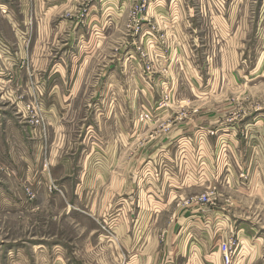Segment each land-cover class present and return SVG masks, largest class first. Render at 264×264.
<instances>
[{
    "label": "rangeland",
    "instance_id": "1",
    "mask_svg": "<svg viewBox=\"0 0 264 264\" xmlns=\"http://www.w3.org/2000/svg\"><path fill=\"white\" fill-rule=\"evenodd\" d=\"M125 159L141 207L208 194L264 264V0H0V264L110 254Z\"/></svg>",
    "mask_w": 264,
    "mask_h": 264
},
{
    "label": "crops",
    "instance_id": "2",
    "mask_svg": "<svg viewBox=\"0 0 264 264\" xmlns=\"http://www.w3.org/2000/svg\"><path fill=\"white\" fill-rule=\"evenodd\" d=\"M120 168L118 175L109 171L104 176L105 188L109 190L91 197L90 214L100 217L115 207L123 216L128 215L131 224L121 221L115 231L116 241H105V245L103 239L91 242L93 247L111 248V251L110 254L96 252L95 256H88L85 264H223L219 244L224 240V220L221 223L217 216L223 217L225 209L211 207L197 196L182 194L176 204H170L176 198L171 192L166 211L145 210L136 202L138 193L128 191L126 159L120 161ZM152 215L146 222V217ZM166 216L167 224L162 223Z\"/></svg>",
    "mask_w": 264,
    "mask_h": 264
},
{
    "label": "built area",
    "instance_id": "3",
    "mask_svg": "<svg viewBox=\"0 0 264 264\" xmlns=\"http://www.w3.org/2000/svg\"><path fill=\"white\" fill-rule=\"evenodd\" d=\"M143 6H145L143 4ZM143 10L142 7H140L139 11H137L138 14L141 13V11ZM198 200L204 203H212V199L208 194H203L201 196L198 197ZM217 218L222 219V216H217ZM223 219L221 220L222 223ZM237 243V241L233 238V236L229 237V239L227 240H223L220 244H219V249L222 251L223 253V259L224 262L226 264H232L233 263V255H234V251H233V246Z\"/></svg>",
    "mask_w": 264,
    "mask_h": 264
}]
</instances>
